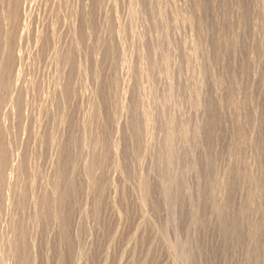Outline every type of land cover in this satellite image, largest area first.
<instances>
[{"label":"rangeland","instance_id":"obj_1","mask_svg":"<svg viewBox=\"0 0 264 264\" xmlns=\"http://www.w3.org/2000/svg\"><path fill=\"white\" fill-rule=\"evenodd\" d=\"M104 1L0 0V264H264V0Z\"/></svg>","mask_w":264,"mask_h":264},{"label":"bare ground","instance_id":"obj_2","mask_svg":"<svg viewBox=\"0 0 264 264\" xmlns=\"http://www.w3.org/2000/svg\"><path fill=\"white\" fill-rule=\"evenodd\" d=\"M18 1H19V0H18ZM20 1H21V0H20ZM112 1H113V0H112ZM3 2H4V0H3ZM54 2H55V1H54ZM71 2H72V0H71ZM98 2H100V1H98ZM104 2H106V0H105ZM45 3H46V1H45ZM62 3H63V2H62ZM112 3H113V2H112ZM14 4H15V3H14ZM63 4H64V3H63ZM67 4H68V3H67ZM67 4H66V5H67ZM75 4H76V3H75ZM99 4H100V3H99ZM106 4H107V3H106ZM136 4H137V3H136ZM51 5H52V4H51ZM55 5H56V4H54V6H55ZM77 5H78V4H77ZM11 6H12V5H11ZM63 6H64V5H63ZM71 6H72V5H71ZM82 6H83V5H82ZM89 6H90V5H89ZM12 7H13V6H12ZM12 7H11V8H12ZM44 7H46V6H44ZM57 7H58V6H57ZM87 7H88V6H87ZM100 7H101V6H100ZM133 7H134V6H133ZM4 8L7 9L6 7H4ZM76 8H77V7H76ZM82 8H83V7H82ZM95 8H96V7H94V9H95ZM130 8H131V7H130ZM135 8H136V7H135ZM8 9H9V8H8ZM12 9H13V8H12ZM16 9H17V7H16ZM57 9H58V8H57ZM57 9H56V11H57ZM68 9H69V8H68ZM83 9H85V8H83ZM83 9H82V10H83ZM100 9H101V8H100ZM102 9H103V8H102ZM49 10H50V9H49ZM51 10H52V9H51ZM86 10H87V9H86ZM16 11H17V10H16ZM77 11H78V10H77ZM130 11H131V10H130ZM10 12H11V11H10ZM48 12H49V11H48ZM3 13H4V12H3ZM8 13H9V12H8ZM12 13H13V12H12ZM12 13H11V15L8 16V17H11V16H12ZM58 13H59V12H58ZM70 13H71V12H70ZM93 13H94V12H93ZM93 13H91V14H93ZM9 14H10V13H9ZM13 14H15V13H13ZM59 14L61 15V13H59ZM80 14H81V13H80ZM88 14H89V13H88ZM84 15H85V14H84ZM13 16H15V15H13ZM49 16H50V15H49ZM47 17H48V16H47ZM84 17H85V16H84ZM91 17H92V16H91ZM129 17H130V16H129ZM68 18H69V17H68ZM132 18H133V17H132ZM76 19H77V18H76ZM89 19H90V18H89ZM101 19H102V18H101ZM104 19H105V18H104ZM129 19H130V18H129ZM48 20H49V19H48ZM53 20H54V19H53ZM57 20H58V19H57ZM61 20H62V19H61ZM61 20H59V21H61ZM66 20H67V18H66ZM68 20H69V19H68ZM84 20H85V19H84ZM84 20H83V21H84ZM93 20H94V19H93ZM107 20H108V19H107ZM107 20H106V21H107ZM110 20H112V19H110ZM12 21H13V20H12ZM18 21H19V20H18ZM127 21H128V20H127ZM129 21H130V20H129ZM2 22H3V21H2ZM8 22H9V21H8ZM21 22H22V21H21ZM27 22H28V21H27ZM89 22H90V21H89ZM98 22H99V21H98ZM104 22H105V21H104ZM110 22H111V21H110ZM116 22H117V21H116ZM133 22H134V20H133ZM17 23H18V22H17ZM23 23H24V22H23ZM52 23H53V22H52ZM93 23H94V22H93ZM93 23H92V24H93ZM95 23H96V22H95ZM100 23H101V22H100ZM106 23H107V22H106ZM66 24H67V23H66ZM66 24H65V25H66ZM263 24H264V22H263ZM10 25H11V24H10ZM16 25H17V24H16ZM62 25H63V24H62ZM62 25H61V26H62ZM125 25H126V24H125ZM134 25H135V24H134ZM53 26H54V25H53ZM91 26H92V25H91ZM99 26H100V25H99ZM104 26H105V25H104ZM115 26H116V25H115ZM132 26H133V25H132ZM132 26H130V28H131ZM6 27H7V26H6ZM10 27H11V26H10ZM14 27H16V26H14ZM50 27H51V26H50ZM50 27H49V28H50ZM72 27H73V26H72ZM76 27H77V26H76ZM108 27H109V26H108ZM117 27H118V26H117ZM128 27H129V26H128ZM51 28H52V27H51ZM51 28H50V29H51ZM66 28H67V26H66ZM87 28H88V25H87ZM91 28H92V27H91ZM111 28H112V27H111ZM111 28H110V29H111ZM114 28H115V27H114ZM126 28H127V27H126ZM162 28H163V27H162ZM13 29H14V28H13ZM16 29H17V28H16ZM18 29H19V28H18ZM67 29H68V28H67ZM73 29H74V28H73ZM116 29H117V28H116ZM120 29H121V28H120ZM122 29H123V26H122ZM136 29H137V28H136ZM262 29H264V28H262ZM8 30H9V29H8ZM25 30H26V29H25ZM70 30H71V29H70ZM97 30H98V29H97ZM112 30H113V28H112ZM118 30H119V29H118ZM132 30H133V29H132ZM16 31H19V30H16ZM50 31H51V30H50ZM66 31H67V30H66ZM89 31H90V30H89ZM92 31H93V30H92ZM114 31H115V29H114ZM119 31H120V30H119ZM127 31H128V30H127ZM130 31H131V30H130ZM133 31H134V30H133ZM5 32H6V31H5ZM10 32H11V31H10ZM10 32H9V33H10ZM12 32H13V31H12ZM19 32H20V31H19ZM28 32H29V31H28ZM39 32H40V31H39ZM39 32H38V33H39ZM74 32H75V31H74ZM97 32H98V31H97ZM110 32H111V31H110ZM121 32H122V31H121ZM121 32H120V33H121ZM123 32H124V31H123ZM262 32H263V31H262ZM7 33H8V32H7ZM9 33H8V34H9ZM13 33H14V32H13ZM36 33H37V32H36ZM87 33H88V32H87ZM99 33H102V32L99 31ZM15 34H16V33H14V35H15ZM27 34H28V33H27ZM52 34H53V33H52ZM56 34H57V33H56ZM70 34H71V33H70ZM93 34H94V33H93ZM104 34H105V33H104ZM117 34H118V33H117ZM121 34H122V33H121ZM125 34H126V33H125ZM132 34H133V33H132ZM12 35H13V34H12ZM16 35H17V34H16ZM18 35H19V34H18ZM30 35H31V34H30ZM65 35H66V34H65ZM89 35H90V32H89ZM106 35H107V34H106ZM108 35H109V34H108ZM130 35H131V34H130ZM137 35H138V34H137ZM258 35H259V34H258ZM262 35H263V34H262ZM24 36H25V35H24ZM26 36H27V35H26ZM92 36H93V35H92ZM94 36H95V35H94ZM97 36H98V35H97ZM103 36H104V35H103ZM103 36H102V37H103ZM124 36H125V35H124ZM126 36H127V35H126ZM164 36H165V35H164ZM174 36H175V35H174ZM12 37H13V36H12ZM29 37H30V36H29ZM40 37H41V36H40ZM54 37H55V36H54ZM68 37H69V36H68ZM80 37H81V36H80ZM80 37H78V38H80ZM95 37H96V36H95ZM102 37H101V38H102ZM113 37H114V36H113ZM4 38H6V37H4ZM13 38H14V37H13ZM16 38H17V37H16ZM25 38H26V37H25ZM25 38H24V39H25ZM43 38H45V37H43ZM48 38H49V37H48ZM119 38H120V37H119ZM126 38H127V37H126ZM9 39H10V38H9ZM9 39H8V40H9ZM105 39H106V38H105ZM121 39H123V38H120V40H121ZM139 39H140V38H139ZM139 39H138V40H139ZM169 39H170V37H169ZM31 40H32V39H31ZM38 40H39V39H38ZM40 40H43V39H40ZM54 40H55V39H54ZM69 40H70V38H69ZM72 40H73V39H72ZM93 40H94V39H93ZM103 40H104V39H103ZM135 40H136V39H135ZM2 41H3V40H2ZM10 41H11V40H10ZM16 41H17V40H16ZM29 41H30V40H29ZM32 41H33V40H32ZM55 41H56V40H55ZM100 41H101V40H100ZM161 41H162V40H161ZM17 42H18V41H17ZM41 42H42V41H41ZM47 42H48V41H47ZM72 42H73V41H72ZM91 42H92V41H91ZM106 42H107V41H106ZM122 42H123V41H122ZM6 43H7V42H6ZM25 43H26V42H25ZM27 43H28V42H27ZM32 43H33V42H32ZM34 43H35V41H34ZM49 43H50V42H49ZM103 43H104V42H103ZM113 43H114V42H113ZM159 43H160V42H159ZM172 43H173V42H172ZM172 43H171V44H172ZM14 44H15V43H14ZM38 44H39V43H38ZM50 44H51V43H50ZM67 44H68V43H67ZM73 44H74V43H73ZM83 44H85V43H83ZM86 44H87V43H86ZM92 44H93V43H92ZM165 44H166V43H165ZM20 45H21V44H20ZM36 45H37V44H36ZM54 45H56V44H54ZM78 45H79V44H78ZM90 45H91V44H90ZM96 45H97V44H96ZM99 45H100V44H99ZM120 45H121V44H120ZM9 46H10V45H9ZM9 46H8V47H9ZM11 46H12V45H11ZM21 46H23V45H21ZM25 46H26V45H25ZM64 46H65V45H64ZM67 46H68V45H67ZM69 46H70V45H69ZM91 46H92V45H91ZM91 46H90V47H91ZM93 46H94V44H93ZM103 46H104V45H103ZM116 46H117V45H116ZM154 46H155V44H154ZM2 47H3V46H1V48H2ZM33 47H34V46H33ZM35 47H36V46H35ZM38 47H39V46H38ZM53 47H54V46H53ZM155 47H156V46H155ZM157 47H158V46H157ZM163 47H164V46H163ZM22 48H23V47H22ZM31 48H32V47H31ZM50 48H52V47H50ZM68 48H69V47H67V49H68ZM91 48H92V47H91ZM97 48H98V47H97ZM105 48H106V47H105ZM174 48H175V47H174ZM11 49H12V47H11ZM13 49H14V48H13ZM19 49H20V48H19ZM67 49H66V50H67ZM83 49H84V48H83ZM83 49H82V50H83ZM114 49H115V48H114ZM160 49H161V48H160ZM165 49H167V48H165ZM168 49H169V48H168ZM33 50H34V49H33ZM58 50H59V49H58ZM66 50H65V51H66ZM74 50H76V49L74 48ZM88 50H89V49H88ZM102 50H103V49H102ZM102 50H101V51H102ZM157 50H158V49H157ZM20 51H21V50H20ZM24 51H25V50H24ZM61 51H62V50H61ZM69 51H70V50H69ZM110 51L112 52V50H110ZM110 51H109V52H110ZM116 51H119V50H116ZM124 51H125V50H124ZM158 51H159V50H158ZM161 51H162V50H161ZM163 51H164V50H163ZM163 51H162V52H163ZM8 52H9V51H8ZM11 52H12V51H11ZM75 52H76V51H75ZM90 52H91V49H90ZM113 52H114V51H113ZM166 52H167V50H166ZM21 53H22V52H21ZM26 53H27V52H26ZM32 53H33V52H32ZM76 53H77V52H76ZM78 53H79V52H78ZM78 53H77V54H78ZM100 53H101V52H100ZM121 53H122V52H121ZM143 53H144V52H143ZM1 54H2V53H1ZM8 54H9V53H8ZM10 54H11V53H10ZM63 54H64V53H63ZM88 54H91V53H88ZM139 54H140V53H139ZM170 54H171V53H170ZM2 55H3V54H2ZM17 55H19V54H17ZM27 55H28V54H27ZM37 55H38V54H37ZM51 55H53V54H51ZM64 55H65V54H64ZM82 55H83V54H82ZM123 55H124V54H123ZM137 55H138V54H137ZM33 56H34V55H33ZM33 56H32V57H33ZM101 56H102V55H101ZM106 56H107V55H106ZM117 56H118V55H117ZM143 56H144V55H143ZM169 56H170V55H169ZM0 57H1V56H0ZM51 57H52V56H51ZM69 57H70V56H69ZM69 57H68V58H69ZM75 57H76V56H75ZM77 57H78V56H77ZM15 58H16V56H15ZM20 58H21V57H20ZM20 58H19V59H20ZM65 58H66V57H65ZM138 58H139V56H138ZM31 59H32V58H31ZM33 59H34V58H33ZM73 59H74V58H73ZM75 59H76V58H75ZM83 59H85V58H83ZM101 59H102V58H101ZM140 59H141V58H139V60H140ZM10 60H11V59H10ZM21 60H22V59H21ZM28 60H29V59H28ZM55 60H56V59H55ZM66 60H67V59H66ZM124 60H125V59H124ZM137 60H138V59H137ZM24 61H25V60H24ZM35 61H36V58H35ZM74 61H75V60H74ZM125 61H126V60H125ZM9 62H10V61H8V63H9ZM25 62H26V61H25ZM85 62H86V61H85ZM138 62H139V61H138ZM12 63H13V62H12ZM75 63H76V62H75ZM121 63H122V62H121ZM144 63H145V62H144ZM33 64H34V63H33ZM57 64H58V63H57ZM84 64H85V63H84ZM127 64H128V63H126V65H127ZM131 64H133V63H131ZM12 65H13V64H12ZM25 65H26V64H25ZM30 65H31V64H30ZM37 65H38V64H37ZM54 65H56V64H54ZM119 65H120V64H119ZM128 65H129V64H128ZM134 65H135V64H134ZM15 66H16V65H15ZM31 66H32V65H31ZM52 66H53V65H52ZM52 66H51V67H52ZM57 66H58V65H57ZM65 66H66V64H65ZM98 66H99V65H98ZM139 66H140V65H139ZM139 66H138V67H139ZM22 67H23V66H22ZM38 67H39V66H38ZM49 67H50V66H49ZM69 67H70V66H69ZM73 67H74V66H73ZM84 67H85V65H84ZM121 67H122V66H121ZM121 67H120V68H121ZM127 67H128V66H127ZM142 67H143V66H142ZM10 68H11V67H10ZM39 68H40V67H39ZM81 68H82V67H81ZM136 68H137V67H136ZM6 69H7V68H6ZM30 69H31V68H30ZM72 69H73V68H72ZM85 69H86V68H85ZM99 69H100V68H99ZM99 69H98V70H99ZM123 69H124V67H123ZM126 69H127V68H126ZM131 69H132V68H131ZM147 69H149V68H147ZM176 69H177V68H176ZM1 70H2V69H1ZM16 70H17V69H16ZM26 70H27V69H26ZM38 70H39V69H38ZM38 70H37V71H38ZM55 70H56V68H55ZM65 70H66V69H65ZM82 70H83V69H82ZM124 70H125V69H124ZM127 70H128V69H127ZM141 70H142V69H141ZM10 71H11V70H10ZM10 71H8V72L11 73ZM30 71H33V70H30ZM37 71H36V72H37ZM74 71H75V70H74ZM91 71H92V70H91ZM99 71H101V70H99ZM130 71H131V70H130ZM148 71H149V70H148ZM176 71H177V70H176ZM8 72H7V73H8ZM18 72H19V71H18ZM23 72H24V71H23ZM26 72H27V71H26ZM33 72H35V71H33ZM49 72H50V71H49ZM57 72H58V71H57ZM57 72H56V73H57ZM134 72H135V71H134ZM143 72H144V71H143ZM24 73H25V72H24ZM43 73H44V72H43ZM47 73H48V72H47ZM47 73H46V74H47ZM54 73H55V72H54ZM62 73H63V72H62ZM67 73H68V72H67ZM81 73H82V72H81ZM91 73H92V72H91ZM128 73H129V72H128ZM135 73H136V72H135ZM141 73H142V72H141ZM146 73H147V72H146ZM52 74H53V73H52ZM78 74H79V73H78ZM92 74H93V73H92ZM99 74H100V73H99ZM118 74H120V73H118ZM149 74H150V73H149ZM168 74H169V73H168ZM172 74H173V73H172ZM8 75H9V74H8ZM8 75H7V76H8ZM55 75H56V74H55ZM70 75H71V74H70ZM74 75H75V74H74ZM89 75L92 76L91 74H89ZM89 75H88V76H89ZM94 75H95V74H94ZM116 75H117V74H116ZM132 75H133V74H132ZM1 76H3V75H1ZM47 76H48V75H47ZM53 76H54V75H53ZM53 76H51V77H53ZM76 76H77V73H76ZM88 76H87V77H88ZM119 76H120V75H119ZM119 76H118V77H119ZM127 76H128V75H127ZM146 76H147V75H146ZM12 77H13V76H12ZM36 77H37V76H36ZM43 77H44V76H43ZM58 77H59V75H58ZM66 77H67V76H66ZM73 77H74V76H73ZM83 77H85V76H83ZM113 77H114V76H113ZM133 77H134V76H133ZM133 77H132V78H133ZM144 77H145V76H144ZM3 78L5 79L4 76H3ZM9 78H10V76H9ZM29 78L31 79V77H29ZM33 78H34V76H33ZM64 78H65V77H64ZM71 78H72V77H71ZM77 78H78V77H77ZM85 78H86V77H85ZM91 78H92V77H91ZM121 78H122V77H121ZM15 79H16V78H15ZM15 79H14V80H15ZM52 79H53V78H52ZM73 79H74V78H73ZM80 79H81V78H80ZM118 79H119V78H118ZM168 79H169V78H168ZM6 80H8V79H6ZM28 80H29V79H28ZM31 80H32V79H31ZM31 80H30V81H31ZM54 80H55V79H54ZM58 80H59V79H58ZM64 80H65V79H64ZM67 80H69V79H67ZM74 80H76V79H74ZM124 80H125V79H124ZM127 80H128V79H127ZM138 80H139V79H138ZM143 80H144V79H143ZM2 81H3V80H2ZM2 81H1V82H2ZM11 81H12V80H11ZM33 81H34V80H33ZM130 81H131V80H130ZM168 81H169V80H168ZM1 82H0V84H1ZM8 82H9V80H8ZM24 82H25V81H24ZM42 82H43V81H42ZM42 82H41V83H42ZM47 82H48V81H47ZM52 82H53V81H52ZM52 82H51V83H52ZM58 82H59V81H58ZM73 82H74V81H73ZM87 82H88V81H87ZM115 82H116V81H115ZM120 82H121V81H120ZM123 82H124V81H123ZM123 82H122V83H123ZM149 82H150V81H149ZM166 82H167V79H166ZM5 83H6V82H5ZM9 83H10V82H9ZM56 83H57V82H56ZM88 83H89V82H88ZM118 83H119V82H118ZM122 83H121V84H122ZM137 83H138V82H137ZM142 83H143V82H142ZM170 83H171V82H170ZM33 84H35V83H33ZM47 84H48V83H47ZM53 84H54V83H53ZM66 84H67V83H66ZM130 84H131V83H130ZM12 85H13V84H12ZM18 85H19V84H18ZM23 85H24V84H23ZM25 85H26V84H25ZM40 85H41V84H40ZM57 85H58V84H57ZM57 85H56V86H57ZM82 85H84V84H82ZM85 85H86V84H85ZM114 85H115V84H114ZM138 85H139V84H138ZM31 86H32V85H31ZM38 86H39V85H38ZM49 86H51V85H49ZM52 86H53V85H52ZM94 86H95V84H94ZM96 86H97V84H96ZM171 86H172V85H171ZM8 87H9V86H8ZM13 87H14V86H13ZM44 87H46V86H44ZM57 87H58V86H57ZM75 87H76V86H75ZM114 87H115V86H114ZM1 88H2V87H1ZM26 88H28V87H26ZM50 88H51V87H50ZM55 88H56V87H55ZM67 88H68V87H67ZM73 88H74V87H73ZM118 88H120V86H119ZM166 88H167V87H166ZM171 88H172V87H171ZM21 89H22V87H21ZM62 89H63V87H62ZM65 89H66V88H65ZM94 89H95V88H94ZM120 89H121V88H120ZM139 89H140V88H139ZM142 89H143V88H142ZM169 89H170V88H168V90H169ZM39 90H40V89H39ZM49 90H50V89H49ZM63 90H64V89H63ZM4 91H5V90H4ZM36 91H37V90H36ZM58 91H59V90H58ZM77 91H78V90H77ZM83 91H84V90H83ZM96 91H97V90H96ZM118 91H119V90H118ZM149 91H150V90H149ZM149 91H148V92H149ZM153 91H154V90H153ZM165 91H166V90H165ZM1 92H2V91H1ZM10 92H11V91H10ZM10 92H9V93H10ZM12 92H14V91H12ZM15 92H16V91H15ZM15 92H14V93H15ZM17 92H18V91H17ZM19 92H20V91H19ZM28 92H29V90H28ZM47 92H48V91H47ZM47 92H46V93H47ZM54 92H55V91H54ZM60 92H61V91H60ZM65 92H66V91H65ZM75 92H76V91H75ZM140 92H141V91H140ZM154 92H155V91H154ZM4 93H5V92H4ZM63 93H64V91H63ZM95 93H97V92H95ZM116 93H117V92H116ZM120 93H121V92H120ZM145 93H146V92H145ZM12 94H13V93H12ZM54 94H56V93H54ZM58 94H59V93H58ZM68 94H69V93H68ZM70 94H71V93H70ZM72 94H73V93H72ZM80 94H81V93H80ZM92 94H93V92H92ZM118 94H119V93H118ZM139 94H140V93H139ZM150 94H151V93H150ZM167 94H168V93H167ZM34 95H35V94H34ZM37 95H38V93H37ZM42 95H43V94H42ZM50 95H51V94H50ZM60 95H61V94H60ZM84 95H85V94H84ZM90 95H91V94H90ZM114 95H115V93H114ZM123 95H124V94H123ZM123 95H122V96H123ZM144 95H146V94H144ZM24 96H25V94H24ZM69 96H70V95H69ZM81 96H82V95H81ZM85 96H86V95H85ZM91 96H92V95H91ZM120 96H121V95H120ZM2 97H3V96H2ZM14 97H15V96H14ZM14 97H13V98H14ZM36 97H37V96H36ZM87 97H88V96H87ZM118 97H119V96H118ZM144 97H145V96H144ZM154 97H155V96H154ZM24 98H25V97H24ZM21 99H23L22 96H21ZM21 99H20V100H21ZM83 99H84V98H83ZM113 99H114V98H113ZM121 99H122V98H121ZM146 99H147V98H146ZM153 99H154V98H153ZM16 100H17V99H16ZM24 100H25V99H24ZM63 100H64V99H63ZM85 100H86V99H85ZM131 100H132V99H131ZM134 100H135V99H134ZM139 100L142 101V99H139ZM0 101H1V100H0ZM2 101H3V100H2ZM25 101H26V100H25ZM27 101H28V100H27ZM50 101H51V100H50ZM91 101H92V99H91ZM110 101H112V100H110ZM113 101H114V100H113ZM144 101H146V100H144ZM153 101H154V100H153ZM153 101H152V102H153ZM4 102H5V101H4ZM21 102H22V100H21ZM21 102H20V103H21ZM33 102H34V101H33ZM66 102H68V101H66ZM82 102H83V101H82ZM115 102H116V101H115ZM119 102H121V101H119ZM2 103H3V102H2ZM2 103H1V104H2ZM7 103H8V102H7ZM14 103H15V102H14ZM14 103H13V104H14ZM28 103H29V102H27V105H28ZM34 103H35V102H34ZM34 103H33V105H34ZM38 103H39V102H38ZM94 103H95V102H94ZM112 103H113V102H112ZM116 103H117V102H116ZM133 103H134V102H133ZM141 103H142V102H141ZM147 103H148V102H147ZM3 104H4V103H3ZM3 104H2V105H3ZM11 104H12V103H11ZM11 104H10V105H11ZM22 104H23V103H22ZM43 104H44V103H43ZM56 104H57V103H56ZM59 104H60V103H59ZM87 104H90V103H87ZM91 104H92V103H91ZM118 104H119V103H118ZM125 104H126V103H125ZM159 104H160V103H159ZM29 105H30V103H29ZM37 105H38V104H37ZM39 105H40V104H39ZM45 105H46V104H45ZM95 105H96V104H95ZM136 105H137V104H136ZM149 105H150V104H149ZM15 106H16V105H15ZM35 106H36V105H35ZM47 106H48V105H47ZM53 106H54V105H53ZM114 106H115V105H114ZM126 106H128V105H126ZM132 106H133V105H132ZM154 106H155V105H154ZM5 107H6V106H5ZM10 107H11V106H10ZM16 107H17V106H16ZM32 107H33V106H32ZM38 107H39V106H38ZM58 107H59V106H58ZM60 107H62V106H60ZM90 107H91V106H90ZM137 107H138V106H137ZM141 107H142V106H141ZM150 107H151V105H150ZM3 108H4V107H3ZM40 108H41V107H40ZM44 108H45V107H44ZM46 108H47V107H46ZM117 108H119V107H117ZM125 108H126V107H125ZM135 108H136V107H135ZM143 108H144V107H143ZM9 109H10V108H9ZM25 109H26V108H25ZM30 109H31V108H30ZM48 109H49V108H48ZM57 109H58V108H57ZM59 109H60V108H59ZM61 109H62V108H61ZM115 109H116V108H115ZM152 109H153V108H152ZM2 110H3V109H1V112H2ZM11 110H12V109H11ZM13 110H14V109H13ZM43 110H44V109H43ZM51 110H52V109H51ZM97 110H98V109H97ZM119 110H120V109H119ZM123 110H124V109H123ZM125 110H126V109H125ZM141 110H142V109H141ZM147 110H148V109H147ZM7 111L9 112V110H7ZM116 111H118V109H117ZM116 111H115V112H116ZM120 111H121V110H120ZM134 111H135V109H134ZM136 111H138V110H136ZM144 111H145V110H144ZM151 111H152V110H151ZM5 112H6V111H5ZM17 112H18V111H17ZM20 112H21V111H20ZM35 112H36V111H35ZM38 112H39V111H38ZM86 112H87V111H86ZM95 112H96V111H95ZM10 113H11V112H10ZM10 113H7V114L10 115ZM24 113H25V112H24ZM39 113H40V112H39ZM51 113H52V112H51ZM62 113H63V112H62ZM88 113H89V112H88ZM142 113H143V112H142ZM142 113H141V115H142ZM16 114H17V113H16ZM19 114H20V113H19ZM21 114H22V113H21ZM161 114H162V113H161ZM1 115H2V114H1ZM5 115H6V113H5ZM12 115H13V114H12ZM12 115H11V116H12ZM35 115H36V113H35ZM42 115H43V114H42ZM42 115H41V116H42ZM44 115H45V114H44ZM53 115H55V113H54ZM92 115H93V114H92ZM94 115H95V114H94ZM97 115H98V114H97ZM97 115H96V116H97ZM21 116H22V115H21ZM58 116H59V115H58ZM84 116H85V115H84ZM126 116H127V114H126ZM145 116H146V115H145ZM163 116H164V115H163ZM1 117H2V116H1ZM18 117H19V116H18ZM25 117H26V116H25ZM25 117H24V119H25ZM62 117H63V115H62ZM86 117H87V116H86ZM166 117H167V116H166ZM12 118H14V117L12 116ZM37 118H38V117H37ZM37 118H36V119H37ZM39 118H40V115H39ZM44 118H45V117H44ZM52 118H53V117H52ZM54 118H55V117H54ZM56 118H57V117H56ZM79 118H80V116H79ZM89 118H90V117H89ZM94 118H95V117H94ZM137 118H138V117H137ZM144 118H145V117H144ZM146 118H147V117H146ZM2 119H3V118H2ZM8 119H9V118H8ZM40 119H41V118H40ZM147 119H148V118H147ZM169 119H170V118H169ZM169 119H168V120H169ZM9 120H11V119H9ZM20 120H21V118H20ZM33 120H34V119H33ZM47 120H48V118H47ZM54 120H55V119H54ZM87 120H88V119H87ZM92 120H93V119H92ZM152 120H153V119H152ZM170 120H171V119H170ZM50 121H51V120H50ZM61 121L63 122V120H61ZM89 121H91V120H89ZM150 121H151V120H150ZM163 121H164V120H163ZM171 121H172V120H171ZM24 122H25V121H24ZM40 122H41V121H40ZM80 122H81V121H80ZM86 122H87V121H86ZM91 122H92V121H91ZM153 122H154V121H153ZM12 123H13V122H12ZM36 123H37V122H36ZM45 123H46V122H45ZM52 123H53V122H52ZM144 123H145V122H144ZM147 123H148V121H147ZM16 124H17V123H16ZM18 124H19V123H18ZM59 124H60V122H59ZM61 124H62V123H61ZM87 124H88V123H87ZM85 125H86V123H85ZM90 125H92V124H90ZM145 125H148V124H145ZM150 125H151V124H150ZM153 125H155V124H153ZM17 126H19V125H17ZM27 126H28V125H27ZM32 126H33V125H32ZM162 126H163V125H162ZM7 127H8V126H7ZM19 127H20V126H19ZM50 127H51V126H50ZM52 127H53V126H52ZM55 127H56V126H55ZM57 127H58V126H57ZM147 127H148V126H147ZM149 127H150V126H149ZM153 127H155V126H153ZM158 127H159V126H158ZM160 127H161V126H160ZM166 127H167V125H166ZM62 128H63V127H62ZM86 128H87V127H86ZM37 129H38V128H37ZM37 129H36V131H38ZM39 129H40V128H39ZM57 129H59V128H57ZM92 129H93V128H92ZM143 129H144V128H143ZM161 129H162V128H161ZM169 129H170V128H169ZM9 130H10V129H9ZM26 130H27V129H26ZM28 130H29V129H28ZM40 130H41V129H40ZM147 130H148V129H147ZM162 130H163V129H162ZM6 131H7V130H6ZM13 131H14V129H13ZM23 131H25V130H23ZM81 131H83V130H81ZM81 131H80V132H81ZM89 131H90V130H89ZM89 131H88V132H89ZM141 131H142V130H141ZM143 131H144V130H143ZM160 131H161V130H160ZM160 131H159V133H161ZM170 131H171V130H170ZM29 132H30V131H29ZM41 132H42V131H40V133H41ZM80 132H79V133H80ZM91 132H92V131H91ZM148 132H149V131H148ZM148 132H147V134H148ZM152 132H153V131H152ZM164 132H165V130H164ZM15 133H16V132H15ZM21 133H23V132H21ZM40 133H38V134H40ZM51 133H52V132H51ZM54 133H55V130H54ZM7 134H9V133H7ZM10 134H11V133H10ZM19 134H20V133H19ZM47 134H48V133H47ZM49 134H50V133H49ZM58 134H59V133H58ZM86 134H87V133H86ZM115 134H116V133H115ZM115 134H114V135H115ZM165 134H166V133H165ZM17 135H18V133H17ZM36 135H37V134H36ZM61 135H63V134H61ZM168 135H169V133H168ZM250 135H251V134H250ZM11 136H12V135H11ZM11 136H10V137H11ZM28 136H29V135H28ZM34 136H35V135H34ZM37 136H38V135H37ZM82 136H83V135H82ZM82 136H81V137H82ZM150 136H151V135H150ZM166 136H167V134H166ZM0 137H1V136H0ZM14 137H15V135H14ZM16 137H17V136H16ZM29 137H30V136H29ZM53 137H54V136H53ZM89 137H90V136H89ZM147 137H148V136H147ZM6 138H7V137H6ZM18 138H20V137H18ZM41 138L43 139L42 136H41ZM47 138H48V137H47ZM49 138H50V137H49ZM60 138H61V137H60ZM95 138H96V137H95ZM114 138H115V137H114ZM150 138H152V137H150ZM1 139H2V138H1ZM14 139H15V138H14ZM21 139H22V138H21ZM35 139H36V138H35ZM154 139H155V138H154ZM10 140H11V139H10ZM26 140H27V139H26ZM74 140H75V139H74ZM83 140H84V139H83ZM95 140H96V139H95ZM97 140H98V139H97ZM16 141H17V139H16ZM20 141H21V140H20ZM20 141H19V142H20ZM55 141H56V140H55ZM116 141H117V140H116ZM152 141H153V140H152ZM8 142H9V141H8ZM23 142H24V141H23ZM45 142H46V141H45ZM49 142H50V141H49ZM57 142H58V140H57ZM78 142H79V141H78ZM97 142H98V141H97ZM99 142H100V141H99ZM112 142H113V141H112ZM112 142H111V143H112ZM159 142H160V141H159ZM164 142H165V141H164ZM166 142H167V141H166ZM6 143H7V142H6ZM36 143H37V142H36ZM38 143H39V142H38ZM40 143H42V142H40ZM74 143H75V142H74ZM76 143H77V142H76ZM76 143H75V144H76ZM100 143H101V142H100ZM153 143H154V142H153ZM170 143H171V142H170ZM10 144H11V143H10ZM15 144H16V143H15ZM17 144H18V143H17ZM30 144H31V143H30ZM61 144H62V143H61ZM98 144H99V143H98ZM115 144H116V143H115ZM145 144H146V143H145ZM155 144H156V142H155ZM23 145H24V144H23ZM23 145H22V146H23ZM36 145H37V144H36ZM36 145H35V146H36ZM54 145H55V143H54ZM92 145H94V144H92ZM100 145H101V144H100ZM146 145H147V144H146ZM163 145H164V144H163ZM163 145H162V146H163ZM167 145H168V144H167ZM12 146H13V144H12ZM52 146H53V145H52ZM56 146H57V145H56ZM60 146H61V145H60ZM78 146H79V145H78ZM95 146H96V145H95ZM23 147H24V146H23ZM36 147H37V146H36ZM48 147H49V146H48ZM48 147H47V148H48ZM53 147H54V146H53ZM92 147H94V146H92ZM96 147H97V146H96ZM114 147H116V146H114ZM144 147H145V146H144ZM165 147H167V146H165ZM26 148H27V147H26ZM29 148H30V147H29ZM77 148H78V147H77ZM97 148H98V147H97ZM170 148H171V147H170ZM38 149H39V148H38ZM80 149H81V148H80ZM95 149H96V148H95ZM146 149H147V148H146ZM156 149H158V148H156ZM160 149H161V148H160ZM167 149H168V148H167ZM16 150H18V149H16ZM25 150H26V152H28V151H27L28 149H25ZM32 150H33V149H32ZM35 150H36V149H35ZM57 150H58V149H57ZM77 150H78V149H77ZM81 150H82V149H81ZM152 150H153V149H152ZM162 150H163V149H162ZM12 151H13V150H12ZM36 151H37V150H36ZM40 151H42V150H40ZM49 151H50V150H49ZM54 151H55V150H54ZM96 151H97V150H96ZM165 151H166V150H165ZM170 151H171V150H170ZM7 152H8V151H7ZM15 152H16V151H15ZM38 152H39V151H38ZM50 152H51V151H50ZM52 152H53V150H52ZM56 152H57V151H55V153H56ZM98 152H99V151H98ZM5 153H6V152H5ZM18 153H19V152H18ZM20 153H21V152H20ZM45 153H46V152H45ZM89 153H90V152H89ZM167 153H169V152H167ZM0 154H1V153H0ZM26 154H27V153H26ZM39 154H41V153H39ZM47 154H48V153H47ZM19 155H20V154H19ZM21 155H22V154H21ZM24 155H25V154H24ZM30 155H31V154H30ZM30 155H29L28 157H30ZM56 155H57V154H56ZM78 155H79V154H78ZM99 155H100V154H99ZM158 155H159V154H158ZM37 156H38V155H37ZM37 156H35V157H37ZM41 156H42V154H41ZM44 156H45V155H44ZM57 156H58V155H57ZM76 156H77V155H76ZM85 156H86V155H85ZM159 156H160V155H159ZM167 156H168V155H167ZM5 157H6V156H5ZM15 157H16V156H15ZM23 157H24V156H23ZM32 157H33V156H32ZM95 157H96V156H95ZM163 157H164V156H163ZM26 158H27V157H26ZM48 158H49V155H48ZM54 158H55V157H54ZM56 158H57V157H56ZM82 158H83V156H82ZM45 159H46V158H45ZM51 159H52V158H51ZM152 159H153V158H152ZM168 159H170V158H168ZM168 159H166V160L168 161ZM7 160H8V159H7ZM10 160H12V159H10ZM19 160H20V159H19ZM23 160H24V159H23ZM31 160H32V159H31ZM34 160H35V158H34ZM36 160H37V159H36ZM40 160H41V159H40ZM53 160H54V159H53ZM55 160H56V159H55ZM55 160H54V161H55ZM88 160H89V159H88ZM93 160H94V159H93ZM153 160H154V159H153ZM160 160H161V159H160ZM49 161H50V160H49ZM84 161H85V160H84ZM94 161H95V160H94ZM96 161H97V160H96ZM116 161H117V160H116ZM2 162H3V161H2ZM25 162H26V161H25ZM27 162H28V161H27ZM40 162H41V161H40ZM45 162H46V161H45ZM47 162H48V161H47ZM73 162H74V161H73ZM92 162H93V161H92ZM159 162H160V164H161V161H158V163H159ZM22 163H23V161H22ZM31 163H32V162H31ZM33 163H34V162H33ZM35 163H36V162H35ZM48 163H49V162H48ZM83 163H84V162H83ZM83 163H82V164H83ZM88 163H89V162H88ZM97 163H98V162H97ZM156 163H157V161H156ZM163 163H164V162H163ZM165 163H166V162H165ZM253 163H254V162H253ZM5 164H6V163H5ZM45 164L47 165V163H45ZM45 164H44V165H45ZM50 164H51V163H50ZM90 164H91V163H90ZM3 165H4V162H3ZM23 166H24V165H23ZM26 166H27V165H26ZM32 166H33V164H32ZM41 166H42V165H41ZM94 166H95V165H94ZM98 166H99V165H98ZM164 166H165V165H164ZM16 167H17V165H16ZM27 167H28V166H27ZM30 167H31V166H30ZM52 167H53V166H52ZM56 167H57V165H56ZM90 167H91V166H90ZM92 167H93V165H92ZM251 167H252V166H251ZM5 168H6V166H5ZM18 168H19V167H18ZM37 168H38V167H37ZM45 168H46V167H45ZM95 168H97V167L95 166ZM252 168H253V167H252ZM3 169H4V168H3ZM23 169H24V168H23ZM28 169H29V168H28ZM31 169H33V168H31ZM48 169H49V168H48ZM54 169H56V168L54 167ZM253 169H254V168H253ZM253 169H252V170H253ZM25 170H26V169H25ZM40 170H41V168H40ZM45 170H46V169H45ZM52 170H53V169H52ZM87 170H88V169H87ZM89 170H90V169H89ZM255 170H256V169H255ZM2 171H3V170H2ZM13 171H14V170H13ZM15 171H16V170H15ZM20 171H21V170H20ZM22 171H23V170H22ZM59 171H60V170H58V172H59ZM3 172H5V171H3ZM27 172H28V171H27ZM47 172H48V171H47ZM53 172H54V171H53ZM91 172H92V171H91ZM13 173H14V172H13ZM18 173H19V172H18ZM21 173H22V172H21ZM35 173H36V172H35ZM41 173H42V172H41ZM255 173H256V172H255ZM9 174H10V173H9ZM22 174H24V173H22ZM50 174H51V173H50ZM55 174H56V173H55ZM88 174H90V173L88 172ZM93 174H94V173H93ZM0 175H1V174H0ZM43 175L45 176V174H43ZM46 175H47V174H46ZM56 175H57V174H56ZM90 175H91V174H90ZM3 176H4V175H3ZM3 176H2V177H3ZM22 176H23V175H22ZM52 176H53V174H52ZM58 176H59V175H58ZM87 176H88V175H87ZM92 176H93V175H92ZM7 177H8V176H7ZM24 177H25V176H24ZM46 177H47V176H46ZM46 177H45V178H46ZM49 177H50V176H49ZM54 177H55V176H54ZM93 177H94V176H93ZM8 178H9V177H8ZM18 178H19V177H18ZM26 178H27V177H26ZM38 178H39V177H38ZM42 178H43V177H42ZM56 178H57V177H56ZM30 179H31V178H30ZM40 179H41V178H40ZM46 179H47V178H46ZM86 179H87V178H86ZM89 179H90V178H89ZM10 180H11V179H10ZM22 180H23V179H22ZM49 180H50V179H49ZM7 181H8V179H7ZM14 181H15V180H14ZM27 181H28V180H27ZM27 181H26V182H27ZM89 181H90V180H89ZM28 182H29V181H28ZM32 182H33V181H32ZM91 182H92V180H91ZM11 183H12V182H11ZM17 183H18V182H17ZM36 183H37V182H36ZM40 183H41V182H40ZM49 183H50V182H49ZM56 183H57V182H56ZM5 184H6V183H5ZM15 184H16V183H15ZM28 184H29V183H28ZM6 185H8V184H6ZM12 185H13V184H12ZM25 185H26V183H25ZM48 185H49V184H48ZM50 185H51V184H50ZM57 185H58V183H57ZM57 185H55V186H57ZM8 186H10V185H8ZM13 186H14V185H13ZM21 186H22V185H21ZM37 186H38V185H37ZM41 186H42V185H41ZM92 186H93V185H92ZM4 187H5V186H4ZM10 188H11V187H10ZM57 188H58V187H57ZM57 188H56V190H58ZM89 188H91V187H89ZM2 189H3V188H2ZM4 190H5V189H4ZM31 190H32V189H31ZM46 190H47V188H46ZM48 190H49V189H48ZM54 190H55V189H54ZM0 191H1V190H0ZM9 191H10V190H9ZM13 191H14V190H13ZM32 191H33V190H32ZM86 191H87V190H86ZM26 192H27V191H26ZM34 192H35V191H34ZM49 192H50V191H49ZM54 192H55V191H54ZM17 193H18V192H17ZM19 193H20V192H19ZM57 193H58V192H57ZM5 194H6V193H5ZM11 194H12V193H11ZM13 194H14V193H13ZM20 194H21V193H20ZM26 194H27V193H26ZM30 194H32V193H30ZM36 194H37V193H36ZM38 194H39V193H38ZM49 194H50V193H49ZM49 194H48V195H49ZM2 195H3V194H2ZM8 195H9V194H8ZM18 195H19V194H18ZM11 196H12V195H11ZM14 196H15V195H14ZM20 196H21V195H20ZM26 196H27V195H26ZM12 197H13V196H12ZM22 197H24V196H22ZM28 197H29V196H28ZM34 197H35V196H34ZM46 197H48V196H46ZM50 197H51V196H50ZM18 198H20V197H18ZM30 198H31V197H30ZM48 198H49V197H48ZM4 199H5V198H4ZM8 199H9V198H8ZM11 199H12V198H11ZM22 199H23V198H22ZM26 199H27V198H26ZM32 199H33V198H32ZM38 199H40V198H38ZM51 199H52V198H51ZM17 200H18V199H17ZM19 200H20V199H19ZM27 200H28V199H27ZM49 200H50V199H49ZM13 201H14V200H13ZM24 201H25V200H24ZM24 201H23V202H24ZM38 201H39V200H38ZM43 201H44V200H43ZM19 202H21V201H19ZM26 202H27V201H26ZM45 202H46V201H45ZM59 202H60V201H59ZM6 203H7V202H6ZM6 203H4V205H5ZM9 203H10V202H9ZM30 203H31V202H30ZM46 203H47V202H46ZM0 204H1V202H0ZM14 204H15V203H14ZM33 204H34V203H33ZM53 204H54V203H53ZM26 205H27V204H26ZM31 205H32V204H31ZM41 205H42V204H41ZM41 205H40V206H41ZM49 205H50V204H49ZM13 206H14V205H12V207H13ZM15 206H16V205H15ZM34 206H35V205H34ZM36 206H37V204H36ZM36 206H35V207H36ZM40 206H39V207H40ZM0 207H1V206H0ZM10 207H11V206H10ZM16 207H17V206H16ZM16 207H15V208H16ZM31 207H33V206H31ZM22 208H23V207H22ZM36 208H38V206H37ZM40 208H41V207H40ZM40 208H39V209H40ZM2 209H3V208H2ZM43 209H44V208H43ZM9 210L11 211V209H9ZM9 210H8V211H9ZM14 210H15V209H14ZM17 210H18V209H17ZM32 210H33V208H32ZM6 212H7V211H6ZM13 212H14V211H13ZM32 213H33V212H32ZM37 213H39V212H37ZM0 214H1V213H0ZM2 214H3V213H2ZM34 214H35V213H34ZM9 215H10V214H9ZM23 215H24V214H23ZM37 215H39V214H37ZM4 216H6V215H4ZM7 216H8V215H7ZM10 216H11V215H10ZM16 216H17V215H16ZM18 216H19V215H18ZM18 216H17V217H18ZM20 216H22V215H20ZM47 216H48V215H47ZM14 217H15V216H14ZM36 217H37V216H36ZM43 217H45V216H43ZM2 218H4V217H2ZM28 218H29V216H28ZM28 218H27V216H26L25 219H28ZM30 218H31V217H30ZM37 218H39V217H37ZM11 219H12V218H11ZM18 219H19V218H18ZM0 220H1V219H0ZM23 220H24V219H23ZM45 220H46V219H45ZM50 220H51V219H50ZM9 221H10V220H9ZM25 221H26V220H25ZM27 221H28V220H27ZM2 222H3V221H2ZM11 222H12V221H11ZM15 222H16V221H15ZM25 223H26V222H25ZM0 224H3V223H0ZM4 224H5V223H4ZM14 224H15V223H14ZM27 224H28V223H27ZM33 225H34V224H33ZM36 225H37V224H36ZM5 226H6V225H5ZM18 226H19V224H18ZM24 226H26V224H24ZM2 227H3V226H2ZM16 227H17V226H16ZM19 227H21V226H19ZM28 227H29V226H28ZM21 228H22V227H21ZM3 229H4V228H2L1 230H3ZM8 229H9V228H8ZM18 229H19V228H18ZM23 229L25 230V228H23ZM29 229H30V228H29ZM31 229H32V228H31ZM12 230H13V229H12ZM27 230H28V229H27ZM18 231H19V230H18ZM28 231H29V230H28ZM6 232H7V231H6ZM22 232H23V231H22ZM32 232H33V231H32ZM1 233H2V231H1ZM14 233H15V232H14ZM17 233H19V232H17ZM24 233H25V232H24ZM22 234H23V233H22ZM27 234H29V232H28ZM19 235H20V234H19ZM24 235H25V234H24ZM30 235H31V234H30ZM28 236H29V235H28ZM31 236H32V235H31ZM1 237H2V236H1ZM18 237H19V236H18ZM12 238H13V237H12ZM30 238H31V237H30ZM27 239H28V238H27ZM0 240H1V239H0ZM2 240H3V238H2ZM5 240H6V238H5ZM32 240H33V239H32ZM15 241H16V240H15ZM22 241L26 242L27 240H26V241H25V240H22ZM18 242H19V241H18ZM24 242H23V243H24ZM0 243H2V242H0ZM6 243H7V242H6ZM6 243H5V244H6ZM8 243H9V242H8ZM19 243H20V242H19ZM31 243H32V242H31ZM10 244H11V242H10ZM28 244H29V243H28ZM6 245H7V244H6ZM11 245H12V244H11ZM20 245H21V244H20ZM22 245H23V244H22ZM26 245H27V244H26ZM31 245H32V244H31ZM1 246H2V245H1ZM1 246H0V248H1ZM7 246H8V245H7ZM23 246H24V245H23ZM11 247H12V246H11ZM2 249H3V248H2ZM7 249H8V248H7ZM19 249H20V248H19ZM21 249H22V248H21ZM6 251H7V250H6ZM6 251H5V254H2V255H6ZM9 251H10V250H9ZM17 251H18V250H17ZM0 252H1V251H0ZM3 252H4V251H3ZM11 252H12V251H11ZM18 252H19V251H18ZM27 252H28V251H27ZM12 253H13V252H12ZM16 253H17V252H16ZM29 253H30V252H29ZM29 253H28V254H29ZM7 254H8V253H7ZM21 254H22V253H21ZM26 254H27V253H26ZM31 254L33 255V253H31ZM18 255H19V254H18ZM32 255H31V256H32ZM25 256H26V255H25ZM9 257H10V256H9ZM18 257H19V256H18ZM18 257H17V258H18ZM2 258H3V257H2ZM7 258H8V257H7ZM13 258H14V257H13ZM13 258H12V259H13ZM14 259H15V258H14ZM18 259H19V258H18ZM30 259H31V258H30ZM6 260H7V259H6ZM24 261H25V260H24ZM3 262H5V261H3ZM8 262L11 263L10 261H8ZM13 262H14V261H13ZM25 262H26V261H25ZM27 262H28V261H27ZM20 263H21V262H20ZM22 263H24V262H22ZM6 264H7V262H6ZM11 264H12V263H11ZM30 264H31V263H30Z\"/></svg>","mask_w":264,"mask_h":264}]
</instances>
